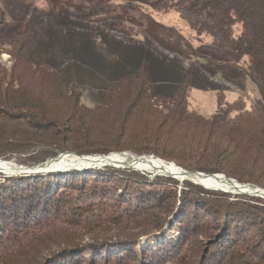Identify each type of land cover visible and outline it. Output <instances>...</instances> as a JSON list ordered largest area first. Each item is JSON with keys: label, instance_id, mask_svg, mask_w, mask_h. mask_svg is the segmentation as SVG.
Wrapping results in <instances>:
<instances>
[{"label": "trees", "instance_id": "1", "mask_svg": "<svg viewBox=\"0 0 264 264\" xmlns=\"http://www.w3.org/2000/svg\"><path fill=\"white\" fill-rule=\"evenodd\" d=\"M167 2L221 61L264 82V0ZM4 23L1 12L0 57L12 64L0 62V160L131 152L264 187L263 104L219 103L208 117L191 107L189 85L159 94L140 71L90 108L62 91L27 27L5 34ZM180 182L112 166L0 172V264H264V198Z\"/></svg>", "mask_w": 264, "mask_h": 264}, {"label": "rangeland", "instance_id": "2", "mask_svg": "<svg viewBox=\"0 0 264 264\" xmlns=\"http://www.w3.org/2000/svg\"><path fill=\"white\" fill-rule=\"evenodd\" d=\"M1 12L3 32L27 27L35 55L60 71L62 91L74 90L87 107L140 71L159 94L189 85L191 107L208 117L219 103L264 105V82L244 62L221 61L212 38L198 36L167 0H0ZM0 62L11 68L8 53Z\"/></svg>", "mask_w": 264, "mask_h": 264}, {"label": "water", "instance_id": "3", "mask_svg": "<svg viewBox=\"0 0 264 264\" xmlns=\"http://www.w3.org/2000/svg\"><path fill=\"white\" fill-rule=\"evenodd\" d=\"M126 153H131V152H113L105 155V154H78L73 151H66L59 153L57 156L49 157L43 162L32 165L16 164L12 161L0 160V164L2 165V166L0 165V172L7 176L24 175V174L34 175V174H50L54 172L65 173L72 169L86 170L88 168H95V167L102 168L105 166H112L115 168L138 171L141 174L147 175L150 178H156L157 176L172 177L177 180L193 182L207 189L221 190L227 193H231L233 195L243 194V195L258 196L264 198V187L254 183H242L234 178L228 177L223 173H205L196 170H187L180 166L178 167L181 168V171H179L178 173H172L168 170H163V169L159 171H149L150 173H148L145 171H141L136 167L131 166L129 161L124 158L120 159L118 162H115L114 159H112L114 155H121ZM68 155H72L78 159H83L84 161H88L89 165L85 168L82 166L81 167L70 166V167L59 168L58 162ZM151 156L154 157V155L147 156V155H137L131 153L130 155L131 158L129 159L138 158V159L148 160L151 158ZM215 179H221L224 183H229L230 186H232L233 188L226 190L224 188L218 187L217 185L210 186L201 182L203 180H215ZM233 192H236L237 194H234Z\"/></svg>", "mask_w": 264, "mask_h": 264}, {"label": "bare ground", "instance_id": "4", "mask_svg": "<svg viewBox=\"0 0 264 264\" xmlns=\"http://www.w3.org/2000/svg\"><path fill=\"white\" fill-rule=\"evenodd\" d=\"M130 155L131 153L114 155L112 159H114L115 162H118L120 159L124 158L129 161L131 166L136 167L139 170L145 171L148 173H150L149 171H159L161 169L168 170L172 173H178L179 171H181V168L178 167V165L174 164L173 162H167L155 156L154 157L151 156V158L148 160H143V159H138V158L129 159L131 158ZM147 156H150V155H147ZM88 165H89L88 161H84L83 159H78L72 155H68L58 162L59 168L70 167V166H73V167L82 166L85 168ZM201 182L205 183L206 185H210V186L217 185L218 187L224 188L226 190L233 188L232 186H230L229 183H224L221 179L203 180ZM233 193L237 194L236 192H233Z\"/></svg>", "mask_w": 264, "mask_h": 264}]
</instances>
